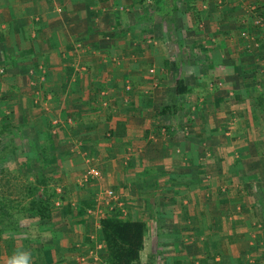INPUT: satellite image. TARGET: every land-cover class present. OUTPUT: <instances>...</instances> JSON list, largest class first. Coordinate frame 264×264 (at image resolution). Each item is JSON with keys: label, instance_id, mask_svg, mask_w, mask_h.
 Returning a JSON list of instances; mask_svg holds the SVG:
<instances>
[{"label": "crops", "instance_id": "obj_1", "mask_svg": "<svg viewBox=\"0 0 264 264\" xmlns=\"http://www.w3.org/2000/svg\"><path fill=\"white\" fill-rule=\"evenodd\" d=\"M227 4L0 0V41L7 40L23 55L50 57L39 67L50 74L45 87L55 86L51 95L57 114L49 126L53 134L60 129L75 138L73 165L64 170L47 229L40 231L49 237L44 242L24 238L23 248L16 243L0 247V264L6 262L2 250L10 255L16 249L30 250L32 264H99L105 259L100 221L117 216L118 207H123L122 219L143 222L146 233L151 224L155 227L153 244L158 248L203 244L211 251L215 239L221 247L230 239L235 248L229 249L232 263H264V229L236 222L228 230L221 223L226 221L224 213L213 211L217 200L218 205L228 203L219 190L221 196L214 195L211 186L220 189L224 162L231 170L237 164L239 175L247 168L251 179L264 175V130L255 123H264V33L254 36L257 47L231 40L242 15ZM177 25L183 37L173 35ZM185 45L197 48L205 61L178 65L171 56L181 55ZM172 61L177 76L170 73ZM188 67L200 77L194 78ZM68 72H73L69 80ZM241 72H247L250 86L260 82L251 86L257 90L255 103L239 99L243 92H237L235 75ZM178 79L185 89L181 94L176 91ZM89 167L98 175L85 182L82 176ZM109 189L113 199L105 194ZM237 200L230 210L232 220H240L250 208ZM164 218L170 220L167 237L174 238L172 243L156 233ZM190 233L196 236L188 239ZM256 233L258 241L252 239ZM196 254L200 252L191 256ZM221 255L225 258L222 250Z\"/></svg>", "mask_w": 264, "mask_h": 264}, {"label": "rangeland", "instance_id": "obj_2", "mask_svg": "<svg viewBox=\"0 0 264 264\" xmlns=\"http://www.w3.org/2000/svg\"><path fill=\"white\" fill-rule=\"evenodd\" d=\"M225 1L228 2V4H232V8H237V10H235L239 11L238 15H242L240 19H244V21L237 19L240 25L236 26L238 27L237 29L231 30L232 35H229V37L232 38L231 40L238 39L240 42L244 40L245 43L247 42L248 44L251 42L252 45L254 44V46L257 47L253 42L255 41L254 36L257 33H264V30H261L264 29V0ZM257 18L261 19L259 25L254 24ZM179 25H177L176 28H172L171 31L173 35L183 37V34H180L181 30ZM200 30L202 31L204 29L199 28V31ZM185 43L187 44V42ZM187 47L188 46L183 47L185 50H182L183 53L181 55L174 52L176 54L175 56L172 55L173 52H171V59L177 61L178 65L183 63L188 65L195 63V65H197V62L204 60L201 58V55H197V48L195 49L192 46L189 48ZM175 49L177 50V47H175ZM246 49L249 50L248 48ZM19 51L20 50H13L7 44V40L0 41V197L3 198L5 202L7 201L9 205H12L9 206L10 208H8L7 211L5 206L6 216H4L2 226H0V247L5 249L6 246L8 247L7 244L13 247L15 243L17 246L23 248L25 243L24 238L30 239L31 242L46 241L47 237H49L48 233L40 231L42 227L47 229L46 226L50 218H40L36 214V211L29 207L30 200L38 196L45 198V195L52 194L51 198H49L51 212L52 203H54V199L57 198L55 194L56 188H60L58 185L66 176L64 170L69 171L71 165H73L71 161L75 159L73 153H71L74 148L73 141L75 140L71 131L69 134H62L61 132L59 133V129V131L53 134L51 132L53 129L48 127L50 121H52L53 117L57 114L55 111L56 108L52 105L56 98L54 95H51V93L55 94V86L51 88L45 87L44 83L49 81L50 74L40 71L39 67L44 66L50 57H39L36 55L28 56L19 53ZM242 58L246 60V58L241 57L240 61L242 60V62H244ZM173 61L174 70L170 73L177 76L178 72L176 71L178 70ZM251 61L253 63L254 55L251 56ZM187 71L191 72L194 78L200 77L198 72H194L191 68L189 69V67ZM72 74L73 72L67 73L69 76L68 80ZM179 75L181 74L179 73ZM235 76L240 86L237 88V92H243L242 97L239 99L241 101H247L248 104H251V102L255 103L256 96L258 97V95L256 92L257 90L253 87L259 86L260 82H255L254 85H251L253 87H251L249 84L252 81L249 82L245 80L247 72L237 73ZM259 78L261 77L259 76ZM66 90L70 93L72 91L67 88ZM46 94H50L51 99L47 98ZM101 97H106V95H102ZM60 109L61 107L58 110ZM230 123V125L233 126L237 125V121H231ZM240 123L242 124L243 121H240ZM255 123L261 130H264V123L262 120ZM50 136L56 139L52 140L55 148L51 145L49 151L46 150L47 155L45 156L43 148L45 147L46 139ZM242 138L243 137L239 138L238 141H241ZM263 139L261 141L264 143ZM47 144H49L48 141ZM230 154L231 153H227V157ZM234 157L235 154L233 155V158ZM237 160H239V158H237ZM224 165L225 168L221 169V171H225L221 173L222 184H218L220 189L216 190L217 185L214 183L211 186L212 190L215 191L214 195L217 194V196L220 197L221 195L217 193L219 190V193L226 198L228 203L218 205L217 201L219 202V200L216 201L213 199L212 202L216 201L213 211L217 214L224 213L226 221H221V223H225L228 230H231V223L234 224L236 222L253 228L257 227V229L260 230L264 229V175L262 174L260 179H251L249 175L246 174L247 168H243L244 174L239 175L237 173L239 169L237 164L232 170L227 162H224ZM235 169L234 175L233 171ZM87 170L88 169H86L82 176L83 180ZM43 178L45 179L44 184L39 183ZM32 187L38 188L36 194L30 193ZM234 197L237 199L241 198L242 203L244 202L245 205L250 207L240 220H232V216H230V210L236 206L235 202H238ZM251 203H253L252 206ZM211 207L213 208V204ZM118 209L120 210L119 212L116 211L117 209L112 208V210L116 211L115 215L119 217L123 216V207H118ZM228 213L229 216L226 215ZM64 222L65 221L61 223ZM163 223L164 226L160 228L161 231H156V233L159 235L160 239L172 243L170 241L174 240V238L172 236L167 237L168 231L172 230L169 218H164ZM14 225L15 228H13ZM259 225H261L262 228ZM149 229V233L145 234L146 244L143 246L139 254V260L135 264H238L230 261L229 256H231V254L229 249L235 250V248H231L233 241L230 239H228L227 242L223 241L225 247H221V241L215 239V246H211V251L208 250L210 248L204 249L203 244L200 245L202 248L193 246L197 244L182 245L176 248L171 245L165 246L162 242H159L162 246L158 248L153 244L155 227H152L151 224ZM195 229L199 230L198 227H195ZM208 235H211V232L208 233ZM191 236L194 237L196 234L190 233L187 238L189 239ZM252 239L258 241V234L256 233L255 238ZM201 242L202 240L200 243ZM260 242L263 241L261 240ZM216 243H218V245ZM102 250L104 251L102 254L104 256L106 251L105 245ZM221 250L224 252L225 258L222 257ZM2 251L3 253L1 255L6 259V262L3 264H7L9 254L6 253V250ZM196 251L200 252V254L191 256V254ZM199 256L201 257L199 258ZM174 257L181 259L184 263L174 260ZM192 261H194V263ZM86 262H88L87 264H91L89 263L90 261ZM99 264L107 263L102 259Z\"/></svg>", "mask_w": 264, "mask_h": 264}, {"label": "trees", "instance_id": "obj_3", "mask_svg": "<svg viewBox=\"0 0 264 264\" xmlns=\"http://www.w3.org/2000/svg\"><path fill=\"white\" fill-rule=\"evenodd\" d=\"M182 85L181 79L176 80L177 94L185 92ZM48 127L52 128L51 126ZM46 140L49 144H47V141H45L46 144L44 143L45 147L43 149L45 156L47 155L46 150L49 151L51 145L54 146L52 140L55 139L50 136ZM44 180V178L41 179L39 183L44 184ZM37 191V187H32L30 193L36 194ZM51 196L52 194H48L47 196L45 195V198L38 196L30 200L29 207L36 211V214L42 219H48L50 217L51 204L49 198H51ZM5 206L7 211V209L10 208L9 206L12 205H9L7 201L5 202V200L0 197V226H2L3 218L6 216ZM13 228H15V225ZM145 234L146 225L143 222L129 221L119 216L101 219L100 235L106 250L104 254L105 262L107 264H135L139 260V254L143 249Z\"/></svg>", "mask_w": 264, "mask_h": 264}, {"label": "clouds", "instance_id": "obj_4", "mask_svg": "<svg viewBox=\"0 0 264 264\" xmlns=\"http://www.w3.org/2000/svg\"><path fill=\"white\" fill-rule=\"evenodd\" d=\"M7 264H32V254L30 250L16 249L7 259Z\"/></svg>", "mask_w": 264, "mask_h": 264}, {"label": "built area", "instance_id": "obj_5", "mask_svg": "<svg viewBox=\"0 0 264 264\" xmlns=\"http://www.w3.org/2000/svg\"><path fill=\"white\" fill-rule=\"evenodd\" d=\"M260 22H261V19L257 18L254 24L259 25ZM97 175H98V171L94 167H89V169L86 172L84 181L87 182L88 180L95 178ZM105 194L111 199L114 198V192L110 189L106 190Z\"/></svg>", "mask_w": 264, "mask_h": 264}]
</instances>
